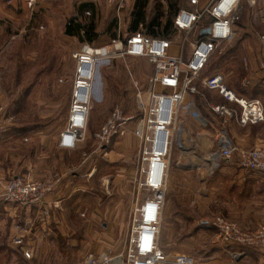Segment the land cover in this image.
<instances>
[{
  "label": "rangeland",
  "instance_id": "1",
  "mask_svg": "<svg viewBox=\"0 0 264 264\" xmlns=\"http://www.w3.org/2000/svg\"><path fill=\"white\" fill-rule=\"evenodd\" d=\"M158 1L150 0V9ZM4 4L7 6L8 1ZM101 5L97 16L92 11H86L81 17L85 23L94 20L97 24L101 37L94 45L107 44L114 39L109 33H104L116 21L117 16H114V9L109 4L103 1ZM53 8L49 13L28 8L27 14L22 12V15H14L19 21H11V25L3 26L8 35L0 40V109L5 113L0 133V167L5 171L16 169L19 172L16 173L22 177L57 181L56 191L60 198H67L72 194L71 199H66L61 204L67 213H71L65 224L70 228L78 226L83 229L80 235H70L74 240H82V251H76L80 252L78 260H83L88 255L108 252V249L116 256L126 250L133 208L139 197L135 182L139 141L134 138L135 143L128 147V152H124L122 145L125 137L115 139L114 143L103 148L95 134L105 125L117 106L122 107L127 116H141L136 106L137 92L138 89L142 92V98L146 102L153 89L154 65L146 58L119 55L101 62L95 79V98L89 112L85 137L74 149H64L60 145L61 134L68 125L76 74L73 54L86 42L82 43L78 38L64 33L68 19L76 12L75 0H60L54 3ZM259 12L258 5H251L249 0L241 1L234 41L226 47L223 54L216 53L205 70L208 75L221 74L227 87L236 93L243 88L244 80L252 79L247 73L250 72L248 55L255 54V66L259 67L258 71L263 76L260 63L264 60V21ZM128 13L126 9L124 14L122 12V20L120 24L117 22L116 33L120 30L122 35H128ZM241 54H245L247 59L243 61ZM185 60H188L187 54ZM246 63L247 68H244ZM250 90L246 94L248 98L252 97ZM263 99L260 98L262 103ZM219 101L218 98H213V103H220ZM185 119L181 112L176 123L174 149L170 158L171 165L176 169L174 160L176 162L181 156H186L181 153L180 146L193 143L199 146L203 143L210 147L216 140V136L208 135L209 129L200 120ZM188 121H193L196 126H191V133L188 132ZM261 125L264 123L248 126H258V130L264 131V126ZM134 126L135 123L130 125L132 130ZM111 151L114 152L110 153ZM213 152L214 150L206 156L210 158ZM88 156H91L89 162L96 166V174L91 180L94 182V189L74 194L75 189L85 185L78 175L89 172V164L88 167L81 166L83 159ZM113 161H118L127 168L128 184L124 194H117L118 190L112 182L111 178L117 172L112 167ZM216 171L211 169L210 179L205 172L200 177L195 168L189 167L185 174L188 184L177 179L174 187L166 194L165 203L167 205L168 202L171 214L167 213L166 216L165 212L163 217L161 244L172 256L193 254L202 261L214 259L213 250L224 245L217 241L214 227L202 222L206 220L211 223L217 216L237 223L246 231H256L245 229L236 221L243 218L233 216L237 209L248 210L250 203L244 199L248 196L249 189L235 186L229 178L232 172L227 171L231 173L229 176L219 175L222 180L214 184L220 189L217 203L215 201V204L209 205L197 198L196 190L201 187L199 182H209L214 178L218 180L219 177L213 176ZM257 191L259 188L255 191L252 189L254 193ZM121 195L127 197V201L117 210V205L114 204L119 202ZM145 195L146 193L141 192L142 197ZM253 201L251 205L257 215L248 214L251 217L245 221L262 222L264 196ZM78 206L81 213L76 209ZM117 211H121L120 214ZM223 258V262L229 264L230 257L227 255Z\"/></svg>",
  "mask_w": 264,
  "mask_h": 264
},
{
  "label": "built area",
  "instance_id": "2",
  "mask_svg": "<svg viewBox=\"0 0 264 264\" xmlns=\"http://www.w3.org/2000/svg\"><path fill=\"white\" fill-rule=\"evenodd\" d=\"M127 1L109 0L117 6L118 13L125 9ZM241 1L183 0L173 22L175 39L151 38L142 33L126 36L119 30L117 37L111 39L110 43H85L73 54L76 74L72 104L68 125L60 141V145L66 149H74L85 137L89 112L95 98V79L101 62L119 55L146 58L154 65L153 89L146 102L142 92L139 89L137 92L136 106L141 116H127L124 109L117 106L105 125L95 134L103 148L129 132L139 141L135 178L139 197L133 208L126 250L116 256L111 251L88 255L76 264H220L215 260H199L193 254L172 256L161 246L160 234L177 119L183 110L201 119L194 102L188 101L200 94L199 85L217 92L226 101V104L209 105L213 113L224 119V124L230 120L243 127L264 123V104L260 99L237 95L227 87L221 74L203 75L212 57L218 52L223 54L234 41ZM249 2L258 5L264 21V0ZM36 3V0H28L27 5L34 8ZM8 4L12 5V0ZM207 29H210V33L203 34ZM260 66L264 78V60ZM242 86L248 89L252 81L246 79ZM4 114V110L0 109V133ZM132 123L135 126L130 130ZM209 160L214 163L215 170L218 168L216 162L227 161L234 162L242 171L264 175V146L241 149L232 143L225 130L220 134ZM56 185L57 181L22 176L4 178L0 175V204L13 205L19 209H38L40 217L46 222L51 219L52 208L61 209L58 203H53L52 207L48 204V198L54 194ZM141 192L146 193L145 197L141 196ZM210 224L217 231L218 242L229 249L233 246L253 249L257 258L262 260L257 264H264V222L254 232L246 231L221 216L214 218ZM15 228L23 230L18 224ZM14 240L20 245L23 238ZM229 251L232 264H239L237 260L241 255H246V252ZM23 255L29 260L33 258V252L29 249H24Z\"/></svg>",
  "mask_w": 264,
  "mask_h": 264
},
{
  "label": "crops",
  "instance_id": "3",
  "mask_svg": "<svg viewBox=\"0 0 264 264\" xmlns=\"http://www.w3.org/2000/svg\"><path fill=\"white\" fill-rule=\"evenodd\" d=\"M9 0H0V40L5 36L8 35V32L5 31V26L11 25V21H19L17 18H14V15H22L23 13H28V0H12V5H5L4 2ZM60 0H36V4L34 6V10L36 12L42 11L45 13H49L53 8L54 3L59 2ZM105 2L106 4H109L114 9V16H117L116 22L118 24L121 23L122 20V12L125 13V9L129 11L128 13V22L130 23L131 17L130 12L132 11L135 1L136 0H128L126 7L124 10H122L120 13L117 11V6L115 4H111L109 0H75L76 3V12L69 18L77 15L78 9L84 5L89 4L91 6V10H88L87 12H91L93 10L94 13H96V16L98 15V8L101 7V2ZM23 12V13H22ZM42 13V12H41ZM119 15V17H118ZM7 20H6V19ZM68 19V20H69ZM10 20V21H8ZM4 26V27H3ZM94 45V44H91ZM78 51V50H77ZM242 60H246L245 54H241ZM250 63V72L247 71V73L250 75L252 79V86L249 88L250 91L253 92L254 90L258 93V98H264V78L261 77L258 69L259 67L255 66L257 64V57L255 54L252 56L251 54L247 56ZM247 63L245 64V66ZM244 68H247L244 67ZM204 76H211L208 75L206 72L203 73ZM249 89L240 88V90L237 92V95L241 96H247V92H249ZM200 94L196 95L193 98H189L188 101H193L195 104L196 110L200 113L201 119L200 123L203 124L204 127L209 129V136L215 137L216 140L210 147L205 146L203 143L199 144V146L196 144L191 145H182L181 153H185L186 156H181L178 161L175 162L174 165H176L177 169L174 168L170 162L168 172H167V193L174 187L176 180L178 179L184 184H188L186 180V171L187 168L193 167L198 172V175L202 174V172L206 173V177L210 178V171L211 169L215 171L213 168L214 163L211 162L209 157L206 156V154L210 155V152L212 150L215 151L217 140L220 137V134L223 130L227 132L228 137L232 141V143L240 148H246V149H252L256 147H260L264 145V131L258 130V126H248V127H241L238 124L235 123V121L230 120L228 123L224 124V119L220 117L219 115L213 113L211 109L209 108V105H220V104H226V101L215 91H209L202 86L199 85ZM245 92V93H244ZM209 97V98H208ZM218 98L220 103H213V98ZM264 100V99H263ZM264 104V103H263ZM228 106L232 107L234 105L228 104ZM185 120H196L192 115H189L185 110L182 111ZM179 118V116H178ZM188 132H192L193 128H195V123L193 121H188ZM262 127L264 125H261ZM130 130L131 127H130ZM264 130V129H263ZM186 132V130H184ZM187 133V132H186ZM5 137V136H4ZM134 136L132 132H129L124 139L122 150L124 152H128V147H131L133 143H135ZM114 143V142H113ZM116 143V142H115ZM207 147V148H206ZM66 149V148H64ZM71 150V149H66ZM114 151H111L110 153H113ZM128 155V154H127ZM91 159V156L86 157L83 159L81 166H87L89 167V172L81 175L79 174L80 180H83L85 185H83L80 188L75 189L73 193L75 192H89V190H93L92 184L94 183L92 180L93 176L96 174V166L92 165L89 160ZM218 164L217 171L214 172L213 176L219 177V175L229 176L231 173H228L227 171L232 172V175L230 180L231 182L237 186L242 187L244 186L248 190V196H245V200H249V209L245 211H242L240 209H237L236 212L233 214V216L236 218H243L237 219L236 221L241 224L245 229L254 231L257 230L264 222H257V221H248L246 222L245 219L251 217L248 214H256L257 211L253 209L252 202L253 200H256L257 197L264 196V175H259L255 173H250L246 171L239 170L234 162H225V161H218L216 162ZM113 169H116V173L112 176V182L115 184V187L118 190L117 194H124L123 192L127 188L128 182L127 180V168H125L120 162H112ZM16 169H9L5 171L3 168L0 167V175L4 178H10L13 176H21L20 174H17ZM246 173V174H245ZM77 176V177H78ZM202 175H200L201 177ZM25 177V176H24ZM199 177V176H198ZM212 178V177H211ZM210 178V179H211ZM38 180H45V179H38ZM217 179L214 178L213 180H210V184L207 180L206 182L200 181V189L198 188L196 190L197 198L202 199L207 204H215V201L217 203V196L220 194V189L214 186L216 185L218 181L222 180L221 177L216 181ZM214 182V183H212ZM209 184V185H208ZM94 185V184H93ZM85 187V188H84ZM170 188V189H169ZM238 188V189H239ZM259 188V191L252 192V189L255 191ZM88 190V191H86ZM238 191V190H237ZM218 194V195H217ZM57 195V191L55 190L54 194L48 198V204L52 207L53 203L60 204L61 209L56 210L53 208L51 209V219L48 221H43V219L40 217L38 213V209H19L13 205H3L0 204V264H76L77 262L81 261L78 260L80 257V252L77 253L76 251H82L81 244L82 240H74L72 236L80 235V232H82L83 229L79 228L78 226H74L73 228H70V226H67L65 224L66 218H68L71 213H67L65 209H63L62 204L66 199H71L72 194L68 196L67 198H60ZM75 196V195H73ZM167 196V195H166ZM119 202L114 204L116 206V209L123 204V202L127 201V197L125 198L123 195L119 197ZM75 201V199H74ZM114 201V200H113ZM62 203V204H61ZM57 204V205H58ZM113 205V206H114ZM114 206V207H115ZM124 206V204L122 205ZM217 206H219L217 204ZM113 207V208H114ZM78 213H81L80 206L77 208ZM75 209V210H76ZM171 208H169L168 202L167 205L165 203V207L163 209V217L166 216L167 213L171 214ZM118 214H120L121 211H117ZM116 212V213H117ZM243 213V214H242ZM241 214V215H240ZM242 216V217H240ZM61 220V222H60ZM67 222V221H66ZM124 222V221H123ZM205 225H209V221H203L202 222ZM20 225V227L23 229L22 231L16 230L15 225ZM72 235V236H70ZM22 237V244L17 245L14 239ZM75 241L77 243H75ZM160 243H161V234H160ZM218 245H221V243H218ZM163 247V245L161 244ZM218 246V249L213 250L212 256L214 259L209 260H215V262L220 264H227L223 262V257H227L229 255L228 252L234 251L237 253H243L246 252V255H241V257L237 260L239 264H247L248 261L251 262V264H257L260 263L262 260L257 258L256 252L252 249H247L240 246H233L232 248H228L226 246L222 247ZM29 249L33 252V258L32 259H25L23 256V250ZM111 251L110 249H108ZM167 252V251H166ZM77 254V255H76ZM171 255V254H170ZM221 255H223L221 257ZM226 255V256H225ZM211 256V257H212ZM229 264H232L231 260L229 261Z\"/></svg>",
  "mask_w": 264,
  "mask_h": 264
},
{
  "label": "trees",
  "instance_id": "4",
  "mask_svg": "<svg viewBox=\"0 0 264 264\" xmlns=\"http://www.w3.org/2000/svg\"><path fill=\"white\" fill-rule=\"evenodd\" d=\"M182 1L159 0L153 9H150V0H136L130 12L131 21L128 28V35L142 33L151 38L174 39L175 31L173 29V22ZM90 8L91 6L89 4L82 5L78 9L77 15L67 21L64 30L66 36L76 37L82 43L94 44L98 41L101 33L98 31L96 22L93 20L90 23H85L81 20L83 14L91 10ZM116 26L117 22L113 21L104 34L109 33L112 38H116ZM257 95L258 93L254 90L251 99H255Z\"/></svg>",
  "mask_w": 264,
  "mask_h": 264
},
{
  "label": "water",
  "instance_id": "5",
  "mask_svg": "<svg viewBox=\"0 0 264 264\" xmlns=\"http://www.w3.org/2000/svg\"><path fill=\"white\" fill-rule=\"evenodd\" d=\"M210 33V29H207L203 32V34H209Z\"/></svg>",
  "mask_w": 264,
  "mask_h": 264
}]
</instances>
